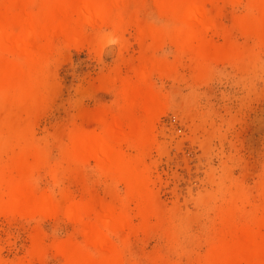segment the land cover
I'll return each mask as SVG.
<instances>
[{
    "label": "rangeland",
    "instance_id": "obj_1",
    "mask_svg": "<svg viewBox=\"0 0 264 264\" xmlns=\"http://www.w3.org/2000/svg\"><path fill=\"white\" fill-rule=\"evenodd\" d=\"M123 2L122 20L129 19L120 30L84 29L89 38L76 47L54 41L35 100L0 101V173L39 159L30 181L59 203L89 202L97 209L123 199V184L93 160L74 162L71 133L101 131L99 117L124 123L118 86L138 68H150L146 82L163 104L142 163L156 210L141 222L128 201L134 228L110 239L121 264H205L215 242L231 241L233 231L264 219V28L254 33L240 25L255 17L247 0L205 1L214 28L204 32L197 62L173 45L172 19L158 13L153 0ZM149 26L161 34L145 36ZM156 38H163L159 45ZM134 112L141 119L145 111ZM123 150L135 153L129 144ZM226 212L229 223L221 219ZM85 240L63 211L0 213L1 264H69L60 244L87 247Z\"/></svg>",
    "mask_w": 264,
    "mask_h": 264
},
{
    "label": "bare ground",
    "instance_id": "obj_2",
    "mask_svg": "<svg viewBox=\"0 0 264 264\" xmlns=\"http://www.w3.org/2000/svg\"><path fill=\"white\" fill-rule=\"evenodd\" d=\"M123 1L2 0L0 53H6L11 58H0V101L35 100L44 85L42 64L49 61L48 52L54 41L62 40L65 46L76 47L87 39V32L84 34L87 28L110 26L120 30L123 28L120 25L126 22L124 19H129L128 16L122 20L125 9ZM205 1L208 3L212 0H153L158 13L160 11L172 19L170 36L173 45L181 53H190L197 62L203 59V34L214 28L212 21L205 15ZM247 5L249 10L255 11V17H245L240 25L258 33L264 28V0H247ZM128 21L126 24H136L131 23L132 20ZM138 28L143 30V27ZM149 28V31L145 30L148 31L145 36L152 38L158 34L159 30L156 32L152 27ZM142 34L139 33V36ZM163 38H156V45ZM161 68L157 69L158 73L166 72L165 68ZM149 70L147 67L138 68L133 80L122 81L118 86V105L127 116L124 123L112 125L105 117H99L101 131L71 133L69 148L74 162L93 160L102 172L123 184V199L97 209L89 202L67 200L59 203L50 193H39L30 181L31 172L39 159L28 161L27 164L26 161L20 162L13 173H0V213L51 215L63 211L82 227L86 245L92 250L61 243L60 251L69 264H121V251L112 243L110 236L134 228H131L127 202L134 204V216L137 215L141 222L156 210L149 187V169L142 163L145 151L153 141L152 121L159 114L162 103L146 82ZM136 109L145 111L141 119H137L134 114ZM125 144L135 150L133 155L125 153ZM221 215L224 222L231 221L230 213ZM263 228L264 219L256 220L251 226L233 231L231 241L218 240L211 246L205 264H264Z\"/></svg>",
    "mask_w": 264,
    "mask_h": 264
},
{
    "label": "clouds",
    "instance_id": "obj_3",
    "mask_svg": "<svg viewBox=\"0 0 264 264\" xmlns=\"http://www.w3.org/2000/svg\"><path fill=\"white\" fill-rule=\"evenodd\" d=\"M109 43L114 44V43H116V41H114V40L113 41H109Z\"/></svg>",
    "mask_w": 264,
    "mask_h": 264
}]
</instances>
